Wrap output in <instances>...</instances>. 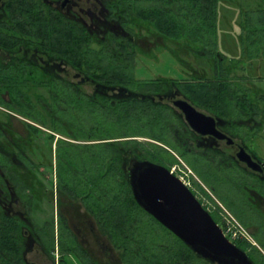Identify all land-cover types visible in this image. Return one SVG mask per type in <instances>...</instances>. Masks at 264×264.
<instances>
[{"label": "flooded vegetation", "instance_id": "1", "mask_svg": "<svg viewBox=\"0 0 264 264\" xmlns=\"http://www.w3.org/2000/svg\"><path fill=\"white\" fill-rule=\"evenodd\" d=\"M152 1L137 4L133 0H0V264H123L119 252L104 238L96 248L83 242L81 227L87 229L89 225L91 234L99 228L84 204L90 191L95 195L98 192L97 174L84 170L81 161L60 163L56 141L52 147L50 139L56 132L37 122L50 119L47 106L64 103L68 95L79 99L84 91L95 88H140L131 82L126 86L102 85L100 76L108 71L99 70L95 60L100 54L82 52L83 38L100 42L125 38L134 44L133 78L138 82L160 80L165 89L152 96L173 112L167 132L161 131L169 144H157L165 150L174 149L188 165L201 163L208 168L205 174L210 173L211 177L205 182L210 191L227 201L225 207L253 231L257 243L229 236L223 223L209 214L253 264H264V153L254 144L264 140V98H253L256 106L246 112L239 98H211L204 102L206 107L184 96L172 81L189 80L196 75L212 80L219 75L215 60L149 29L142 15L137 19L138 11ZM148 37L156 38L160 45H151ZM259 40L262 44V38ZM143 42H148L144 51L166 47L176 53L208 57L213 60L214 77L208 78L189 67L182 79L138 80L134 77V58L137 51H143ZM217 52L221 58L233 59ZM260 58L264 56L246 57L242 45V56L234 60H241L243 68L235 71L251 79L244 74V60ZM245 87L258 88L255 83ZM68 88L76 95L67 94ZM105 92L107 96L114 95L113 91ZM179 100L210 118L198 124L206 130L204 133L186 120L175 105ZM158 164L164 166V162ZM170 172L178 177L175 170ZM89 173L93 175L91 179ZM180 180L189 188V182ZM194 184L202 190L197 182ZM185 245L190 251L180 248L185 254H179L188 257V261L176 264H218Z\"/></svg>", "mask_w": 264, "mask_h": 264}, {"label": "trees", "instance_id": "2", "mask_svg": "<svg viewBox=\"0 0 264 264\" xmlns=\"http://www.w3.org/2000/svg\"><path fill=\"white\" fill-rule=\"evenodd\" d=\"M248 1L255 7L244 10L239 21L244 53L248 58L264 56V2ZM221 2L235 4L238 0H153L138 11L137 19L142 15L149 29L175 40L195 54L214 58L219 73L214 79L196 75L189 80L172 81L184 96L206 107L208 104L204 102L211 98H239L244 111H253L252 106H256L253 98H264V93L256 88H246L244 82L249 79L246 76L233 75L238 72L236 69L243 68L241 60H227L217 52ZM82 44L83 53L101 55L95 61L99 63V70L108 71L100 76L102 85L126 86L131 82L139 84L140 88H95L84 91L79 99L75 96L71 99L68 95L64 103L54 102L47 106L50 119L37 122L67 138L56 140L60 163L81 161L84 170L89 169L90 173L94 170V176L97 174L98 192L95 195L90 191L84 204L96 219L100 231L119 252L123 264L187 262L188 257L182 258L179 251L185 254L189 248L137 204L123 166L132 156L164 162L166 150L161 145L138 138L147 137L169 144L167 135L161 131L169 127L173 112L152 96L165 88H161L160 80L138 82L133 78L135 46L130 40L116 38L100 42L83 38ZM105 91H113L114 95L107 96ZM71 92L75 94L68 88L67 94ZM53 138L51 134L50 139ZM63 146L67 148L63 149ZM79 146L82 148H77ZM155 224L174 237L173 244L160 242Z\"/></svg>", "mask_w": 264, "mask_h": 264}, {"label": "rangeland", "instance_id": "3", "mask_svg": "<svg viewBox=\"0 0 264 264\" xmlns=\"http://www.w3.org/2000/svg\"><path fill=\"white\" fill-rule=\"evenodd\" d=\"M135 3H147L151 0H133ZM248 4V5H247ZM254 3H250L248 0H238V2L234 3H220L218 7V21H217V50L224 54L227 58H240L242 56V43L239 39L240 37V27L238 26L240 19L244 15L243 11H250L254 8ZM152 41L150 42L153 45L155 42L157 45H160L159 41L156 38L148 37ZM150 41V40H149ZM149 43V44H150ZM148 42H143L141 47L143 51H137L134 58V77L138 80H150L155 78L160 79H182L186 77L188 74L189 67L199 72H203L206 77L213 78L214 77V65L213 60L208 57L203 56H195L191 54H186L183 51H179V53L174 52L170 48L160 47L153 48L148 51H144V49L148 48ZM245 63V72L249 77H251V81L247 80L245 84H252L258 87L262 93H264V58L253 59L248 62L244 60ZM241 74L240 72H235L233 75ZM43 120V119H42ZM60 135L55 133L54 138L51 140L52 147L55 145L56 139ZM63 138V136H61ZM67 140V138H63ZM138 140L141 141H151L153 143H157L154 140H151L147 137H139ZM256 148L260 150V153H264V140H257L255 143ZM171 147V146H168ZM174 150V149H172ZM166 150L163 153L164 158V166L168 169L175 170L178 173V177L185 181L189 182V188L191 192L195 195V197L200 201L207 209L208 212L211 213L212 217L215 219H219L224 225L225 228H229L230 231L236 232L235 239L246 241L249 240L251 242H255L253 231L250 228H247L240 221V218L234 216L230 209L225 207L228 206L227 201L221 198L216 193L210 191L209 186L205 182V179L211 177L210 173L205 174L206 166L199 163L188 165L184 162L183 159L177 157L174 151ZM177 157V158H176ZM179 158V160H178ZM177 160V161H176ZM179 162L182 165H177ZM163 164V163H162ZM181 169V171L179 170ZM213 170V168H212ZM209 171V170H208ZM210 172V171H209ZM185 173L188 176H185ZM207 185H205L204 183ZM202 186V190L197 188L195 184ZM203 184H201V183ZM86 192V188L83 189V193ZM229 208V207H228ZM246 217V216H245ZM213 218V219H214ZM249 218V217H246ZM155 228L157 229L158 235L160 236V242L163 244H173L175 241L174 237L171 234L165 232L159 225L155 224ZM82 235L85 237V244L101 245L102 241H109L107 237L100 231L99 228L96 227V233H90L88 231L89 225H87V229L81 227ZM88 231L89 233H87ZM99 240H98V237ZM105 240H104V239ZM258 239V238H257ZM260 239V238H259ZM87 240V241H86ZM255 240V241H254ZM259 241V240H258ZM260 242V241H259ZM257 243V241H256ZM250 245V244H247ZM97 251V249H94Z\"/></svg>", "mask_w": 264, "mask_h": 264}, {"label": "water", "instance_id": "4", "mask_svg": "<svg viewBox=\"0 0 264 264\" xmlns=\"http://www.w3.org/2000/svg\"><path fill=\"white\" fill-rule=\"evenodd\" d=\"M175 105L193 128L206 131L198 124L209 117L186 101H176ZM124 170L137 204L197 255L218 264H253L245 251L225 236L189 188L167 168L148 159L131 157Z\"/></svg>", "mask_w": 264, "mask_h": 264}, {"label": "built area", "instance_id": "5", "mask_svg": "<svg viewBox=\"0 0 264 264\" xmlns=\"http://www.w3.org/2000/svg\"><path fill=\"white\" fill-rule=\"evenodd\" d=\"M225 232L229 235L232 236L233 238H235L236 232L230 231L229 228H225Z\"/></svg>", "mask_w": 264, "mask_h": 264}]
</instances>
